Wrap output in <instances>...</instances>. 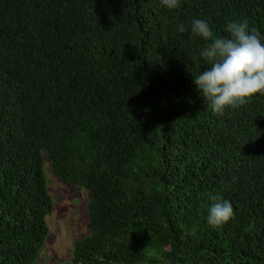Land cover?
<instances>
[{"label":"trees","instance_id":"1","mask_svg":"<svg viewBox=\"0 0 264 264\" xmlns=\"http://www.w3.org/2000/svg\"><path fill=\"white\" fill-rule=\"evenodd\" d=\"M194 19L264 36V0H0V264L39 259L44 165L90 192L72 264H264V94L211 111Z\"/></svg>","mask_w":264,"mask_h":264},{"label":"clouds","instance_id":"2","mask_svg":"<svg viewBox=\"0 0 264 264\" xmlns=\"http://www.w3.org/2000/svg\"><path fill=\"white\" fill-rule=\"evenodd\" d=\"M168 9L180 6V0H161ZM180 32L185 31L180 25ZM225 32L228 37L213 38L209 24L203 19H194L191 32L211 43L203 48L200 56L210 65L196 75L193 83L214 114L223 115L226 107L237 108L251 102L257 94H264V36L248 22H228ZM235 180V177H233ZM216 201L210 207L207 223L219 227L234 217V209L227 200L212 196Z\"/></svg>","mask_w":264,"mask_h":264},{"label":"rangeland","instance_id":"3","mask_svg":"<svg viewBox=\"0 0 264 264\" xmlns=\"http://www.w3.org/2000/svg\"><path fill=\"white\" fill-rule=\"evenodd\" d=\"M53 208L46 216L48 235L36 264H72V245L86 235L87 204L90 192L83 187L64 184L44 165Z\"/></svg>","mask_w":264,"mask_h":264}]
</instances>
